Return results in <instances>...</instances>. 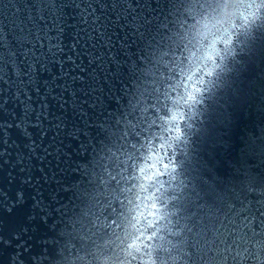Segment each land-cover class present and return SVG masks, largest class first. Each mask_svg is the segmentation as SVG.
<instances>
[{"label":"water","instance_id":"water-1","mask_svg":"<svg viewBox=\"0 0 264 264\" xmlns=\"http://www.w3.org/2000/svg\"><path fill=\"white\" fill-rule=\"evenodd\" d=\"M217 2L251 0H0V264H79L107 238L112 177L201 6ZM237 39L176 157L173 264L264 246V194H252L264 193V22Z\"/></svg>","mask_w":264,"mask_h":264},{"label":"clouds","instance_id":"clouds-1","mask_svg":"<svg viewBox=\"0 0 264 264\" xmlns=\"http://www.w3.org/2000/svg\"><path fill=\"white\" fill-rule=\"evenodd\" d=\"M201 7L203 11L190 25L186 43L169 69L168 83L148 117L146 134L133 146L131 163L123 174L112 177L122 186L121 195L116 197L119 208H113L112 218L100 225L108 230L107 238L87 254L79 253V264H173L171 258H165L169 251L165 241L169 233L175 235L170 207L174 195L170 193L174 194L181 183L176 157L188 143L189 129L205 94L235 54L238 36L264 22V0ZM65 190L71 187L66 185ZM252 194L264 193L257 189ZM252 231L259 235V229ZM30 259L36 264L38 257ZM15 264L26 262L18 256ZM216 264H264V246L258 240L246 242L242 249L230 246Z\"/></svg>","mask_w":264,"mask_h":264}]
</instances>
